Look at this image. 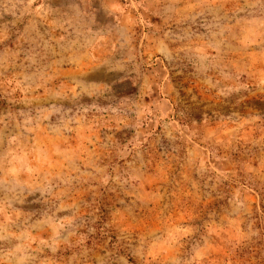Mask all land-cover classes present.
<instances>
[{
	"label": "rangeland",
	"instance_id": "rangeland-1",
	"mask_svg": "<svg viewBox=\"0 0 264 264\" xmlns=\"http://www.w3.org/2000/svg\"><path fill=\"white\" fill-rule=\"evenodd\" d=\"M0 264H264V0H0Z\"/></svg>",
	"mask_w": 264,
	"mask_h": 264
}]
</instances>
